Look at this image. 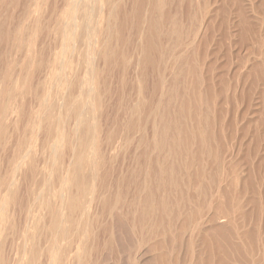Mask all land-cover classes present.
Listing matches in <instances>:
<instances>
[{
	"label": "bare ground",
	"instance_id": "6f19581e",
	"mask_svg": "<svg viewBox=\"0 0 264 264\" xmlns=\"http://www.w3.org/2000/svg\"><path fill=\"white\" fill-rule=\"evenodd\" d=\"M64 1L65 7L63 6L61 10L53 8L54 11L50 13L56 17V19L53 17L51 19L56 20V24H58L56 29L60 34L56 32L55 34L61 35L60 39L62 38L60 41L62 51L58 47L61 52L56 50L59 54L56 53L52 64V74H58L59 82L62 84L60 86H63L62 102L56 105L54 101L53 104L48 101V104L51 105H45L44 109L42 108V110L57 109L58 118L56 120H51L53 115L50 111L47 115L45 114V117L42 115L44 113H38L39 115L35 117L37 119L34 121L37 128L42 123L45 124L46 132L49 135L47 138H50L49 142L44 144H48L49 153L47 154L50 155L47 163L53 162L55 165H61L58 166L61 167L60 170L57 169L61 191L60 193L55 191L54 185L51 184L47 192L40 191L34 198L30 196L31 199L26 200L25 203L21 202L20 207L18 206L19 210L17 209L21 215L20 225L18 222L20 219L17 221V217L14 218L16 223L18 222L16 226H20L18 234L16 229V234L11 235L13 232L10 230L12 225L9 223V219H5L9 223L8 226L11 225L9 231L6 233L4 232L5 228L4 230H2L3 227L1 229L3 226V224L1 225L3 223L2 211L7 203V197L13 198L15 204L18 201L16 200L18 197H16V188L18 186L15 184L17 171L25 168L26 180H29L30 183L34 182V185L37 175H41L40 167L35 163V157L33 158L34 147L31 143L29 146L27 145L30 141L28 142V138H26L28 134L26 135L24 131L23 136L26 135L25 143L28 142L26 143L28 148H21L20 145L19 148L27 149L25 156L20 160L15 157L19 161L14 165L11 173L7 170L9 171L8 177L5 176L7 177L5 179L3 176L4 178L0 182V264H264V193L261 194L262 183H264L262 182L264 180L262 178L264 153L261 155V152L264 151V133L262 132L263 129L261 131L259 129L264 127V117L261 116L260 121L257 119L259 121L257 126L260 127H257L253 141L247 146L235 148L232 145L224 144L226 134L223 130H217L216 123L217 120L222 119L224 114V107H222L224 102L221 100L230 101V97L227 96L229 90L226 92L228 82L224 77L225 80L220 81L222 86L218 83L222 89L220 88V92H217V83H215L217 79L214 78L213 67L210 69V75H204L205 59L197 50L191 51V47H195L193 45L203 29V23L200 22L199 26L194 29L195 38L193 40L188 41L183 38L175 41L174 37L171 40L172 44L170 42L165 45L162 36L157 35V30L170 23L167 34L172 37L176 34L179 35L181 31L178 30V27L180 28L183 24L182 22L179 23V18L177 19L178 7H176V11L174 9L175 12L173 10L166 11L165 5L170 4L171 2H168L170 0H131V2L133 1L131 10L128 9L127 6L130 3L127 5L126 0ZM36 2L37 5L39 0ZM46 2L47 0L44 5ZM262 5L264 8V1ZM36 8L39 10L42 6ZM43 11L39 13L47 14L46 11V13ZM245 12L244 9L239 12V17L242 19L241 22L239 21L242 36L250 30V32H254L255 41L260 43L262 41L259 40L261 39L259 38L260 35L257 36L259 30L255 28L256 25L252 24L254 27L248 25V15ZM39 13L35 15L40 16ZM43 17L45 18V15ZM133 17L137 18L136 31L145 37V41L141 42L144 44L138 45L140 47L139 52H141L140 49L142 50V57L138 62L141 66L139 72L141 81L139 80L137 85L131 87L135 90L134 96L126 92V86L132 84L129 79V67L125 65L126 63L122 69L119 68L117 71L119 77L115 91L109 87V82L116 75L114 71L116 68L114 67L112 70L114 64L109 67L112 68V72L110 74L109 71L107 72L108 77H101L102 72L100 73V71L96 72L97 77H93L96 76V69L92 62H89L92 65L91 75L94 74L92 77H85L86 80H80L79 76L73 77L70 72L71 64L67 58V53H72L71 48L74 49L79 44H77L78 46L72 45V42L87 44L88 47L92 48L94 39L96 40L98 37L101 48L95 54L97 57H102L106 64L111 65L118 61L116 60L118 59V51L112 45L113 39L128 41L126 36L124 38V32L127 31V27H130L128 23ZM25 19H27L26 16ZM38 21L36 25L40 23ZM52 21H49L48 24L52 25ZM103 22L106 24L104 23V25ZM46 24L45 22L44 25L46 26ZM131 25L134 28V24ZM183 27L184 25H182ZM44 29L46 28H43L45 32ZM205 29L210 31L214 30L215 27L208 25ZM46 31L48 32V30ZM48 33L50 34V32ZM37 37L36 35L35 44L32 43L34 46H36ZM47 39L53 41L52 37ZM55 41L57 42L58 38ZM49 42L51 43V41ZM158 42H161L164 45L163 48L167 50L166 61H168L174 76L167 80L165 71L160 69L150 89L148 88L150 85L147 86L150 77L148 67H154L157 63L154 54L159 48L158 44L160 43ZM39 43L41 46L43 41ZM253 44L250 49L254 51ZM47 45L46 42V47ZM20 48L22 47L20 46ZM54 48L57 49V45ZM35 49L37 50L36 47ZM94 49L96 48L94 47ZM39 50L41 49L39 48L36 54L38 56L43 55V59H45L44 54L38 53ZM159 50L160 59L166 57L163 56L166 55L165 51L162 49L164 53L162 55V50ZM255 51L258 53L256 49ZM94 52L89 50L90 54H94ZM31 54L27 60L29 62L25 60L26 63H33L32 60L37 57ZM69 55L71 56L70 53ZM125 57L128 60L126 54ZM37 58L39 59V57ZM49 58L53 57L50 55ZM47 61L49 60L45 62ZM39 65L37 66L41 69L42 66ZM45 67L47 68V66ZM251 67L253 69L251 68V76L248 78H252L250 86L255 88L252 90L257 91V86L264 85V62L263 64L259 62ZM46 68L44 70L48 71ZM25 74V76H29L28 73L25 72ZM222 74L224 75V73ZM22 77L24 78V75ZM29 77L25 80H29ZM54 80L55 83L58 81L56 78ZM100 82L106 87L105 89L102 88L105 90L103 96L100 92L102 89L100 90L99 86L96 85H100ZM23 83L27 84L28 82ZM235 87L237 89V86ZM2 89L0 90V134L4 136V133L7 134L5 123L12 125L18 117V113L22 112V110L20 111L19 100L24 89H21L20 92L17 90L15 93L12 92L11 88V93L8 92L9 89L3 91ZM236 89L233 88L232 90L235 91ZM43 92L45 93V90ZM117 94H120L118 101ZM262 95L264 96V93ZM104 96L107 98L106 103H103ZM114 97L116 102L113 104ZM45 101L47 100L45 99ZM128 101H134V103L129 104ZM103 108H106V111ZM110 109L111 111H107ZM111 112L112 116L110 115ZM100 114L103 115V118L104 115L107 116H105L106 123L108 121L110 123L109 118H112V123L107 127L104 141H101L98 134L99 131H102L103 124L92 121L93 119L97 121ZM50 120L53 122L49 123ZM29 122L31 121L29 120ZM220 122L222 124L223 121ZM70 123L71 125L73 123V127H70L69 130L75 140L73 137H69L70 133L67 135L68 128L66 129V127ZM149 123H152L153 139L149 136ZM233 124L238 125L239 123ZM18 129L16 130L18 131ZM162 129L165 133L162 139H159L158 132ZM17 131H15L16 135ZM247 134L248 130L244 132L243 136L245 137ZM20 137L18 138L19 143L22 140ZM13 138L10 139L13 140ZM240 139L244 140L245 138ZM64 142L70 147L69 150H72L71 157H73L67 158L68 160H66V149L63 150ZM233 142L232 144H234ZM164 143L169 144L168 150L166 152L159 151L155 154L157 149H160V145ZM129 144H134L136 151L123 162L120 173L113 177L117 170L113 165L115 154ZM16 147L18 150V146ZM14 154L16 153L14 152ZM19 156L21 155L19 154ZM237 156L240 158L238 162ZM241 163L248 167L245 179L239 172ZM126 165L127 167H124ZM244 170L242 171L245 172ZM40 171L42 170L40 169ZM260 179H263L261 189L258 187ZM29 181L28 184L23 182L29 185ZM229 181L231 183L227 187L228 184L226 183ZM241 182L242 192H240L242 196H238L235 195V191L240 187ZM37 188L39 189V187ZM38 189L37 191H39ZM178 221L179 223H177ZM5 223L7 224V222ZM14 226L15 224L12 227ZM120 233L126 237L124 239L129 240V244L127 242L117 243ZM184 249L186 252L183 258Z\"/></svg>",
	"mask_w": 264,
	"mask_h": 264
},
{
	"label": "rangeland",
	"instance_id": "374dc122",
	"mask_svg": "<svg viewBox=\"0 0 264 264\" xmlns=\"http://www.w3.org/2000/svg\"><path fill=\"white\" fill-rule=\"evenodd\" d=\"M42 1H44V0H39L38 4L40 6H42V8L44 6V8H43V9H45L44 11L42 10V8H40V6L38 4H37L38 6L35 4V3H37L36 0H0V39H1L0 40V90L2 88H3L2 91L4 89L5 90L9 89V91L8 90L7 91L11 93V89H12V92L15 93V91H17V90H18V92H20L21 89L22 90L24 89V91H22V94L20 95V100H19V105L21 104L20 111L22 110V112H19L18 115H17L19 118L16 117L17 120L15 119V121H14V123H12V125L11 124L7 125V123H5V125H6L5 128H6V130L8 132L5 130V132L7 134L4 133V136L3 135L1 136V134H0V166H1L0 167V182L2 181V179L5 176L8 177L9 171L11 173L12 168L14 167V165H16V163L20 160V158L23 159V157L25 156L24 154H25V152L27 150L26 148H28L26 146V143H28L29 141L30 142L27 145L29 146L30 143H31L32 146L34 147V150H35L34 151V156H33V158L35 157L34 160H36L35 163L37 164L38 167H40V169L42 171L44 170L42 172L39 169V172L41 173V175L39 174V175H37L38 177L36 176L37 178H36L35 185H34V182L30 183L29 180H26L25 175H24L25 174V168L24 169L21 168L22 170L20 169L19 171H17V173H18V174H16L17 181H16L15 184H17L16 186L19 187V188L18 187L16 188V191H17L16 197L18 196L16 200H18L17 201L18 204L17 203L16 204L13 203V198L8 196L9 198L7 197V200H6L7 203H6V205H5V207H4L3 211H2V217H3L2 218V220H3L2 222L3 223H1V225L3 224V226H1V229H2V227H3L2 230H4V228H5L4 232L7 233L9 231L8 229L10 228V226L11 225L13 226L15 224L14 227L11 226L10 230L13 232V233H11V231H10L11 235L12 234L13 235L16 234V232H15L16 229H17V231H18V228L20 230V226L17 227L16 224L18 225V222H19V225H20V222H21V219H20L21 215L18 212L21 202L25 203L26 200L31 199V197L34 198L35 196L38 195V193L40 191L47 192L49 190V188L51 187V184L54 185V187L56 189L55 191H57L59 193L61 191V184H59L60 183L59 179H58V175L59 174H58V170H57V169L60 170L61 167H58L60 164H56L57 165L56 166L53 162H48L47 163V159L50 158L49 157L50 155L47 154V153H49V151L47 149L48 148V144L47 145H44V144L48 143L50 138L49 139L47 138L49 135L46 132L45 124L42 123L44 125L41 124L39 126L40 127V130H39V127L37 128L35 126L36 124L34 123V121H36L37 118H35V117H38V115H39L38 113L41 114V112L44 113L42 115H43V117H45V114L47 115L48 113H50V111H52L51 113H52L53 116H52L51 120H56L58 118L57 109L56 110L55 109L42 110V108L44 109L45 105L53 104V101H54V104L56 103V105H59L60 102H62V100H61V96H62L61 92H63V90H62L63 86H60L62 84H61V82H59L60 78H59L58 74H54V75L52 74L53 73L52 64L54 62V57H56V53L58 52L56 50H59L58 49V47H59L60 50L62 51L61 42H60V41H62V38L60 39L61 35L60 36L58 35L60 33H58V31L56 29V28H58V24H56V20H54V19H56V17H53L54 16L53 13L51 15H50V13L54 11L53 8H57V10H61V8H63V6L65 7V4H64L65 1L64 0H50V1L47 0L48 3L46 2V5H44L45 4L44 2L46 0L44 2H42ZM61 1H63V3H61ZM129 1L126 0V3H127V5L130 3L129 6H127V7H128V9L131 10L133 8V4H132L133 1L132 2H131V0H129ZM263 1L264 0H237V1L229 0V2H228V0H176L175 1L176 3H175L174 0H170L168 2H171V3L170 4L167 3V6L165 5L166 11L169 12V11L173 10V12H175L176 9H177L176 7H178V11L179 12H178L177 19L179 18L178 20H179L180 24H181V22L183 23L180 26L181 29L178 27V30L181 31V32H179V35L176 34L177 36L176 35L172 36V37L169 36L167 34V32H168L167 30H169V29H167V28H170L169 27L170 23L165 24V26L162 29L160 28V29L157 30V35L162 36L163 44L165 43V45H168L170 42H171L170 44H172L171 40H173L174 37H175L174 38L175 41L178 40V39L179 40L183 39V38L188 40V41L193 40L195 38V30L194 29H196L199 26L200 22L203 23V29L200 32L199 36L197 37L195 44L193 45V47L194 46L195 47L194 48L191 47V51L192 50H197L199 52V54L201 55V57L203 59H205V64H204V68H203L204 75H210V69L213 67V73L217 77L216 78L214 76V78L217 79V82L215 80V83H217L216 84L217 92H220V88L222 89V87H221L222 85L220 84V81L226 79V81L228 82V87L230 89L227 87L226 88V92L229 90V92H227L229 95L227 93L226 94H227L228 97H230V101L227 100V102H225L226 100L224 99L225 101H223V99L221 98L222 99L221 101L224 102V104L222 106V107H224L223 108L224 109V111H223L224 114L222 116V119L221 120H217V123H216L217 125H219V123H220L221 126L220 125L219 126L216 125V127L218 128L217 129L218 131L219 130L220 131L223 130L224 133L226 134L225 138H224L225 139L224 140V142H225L224 144H226L228 146L232 145L235 148H239V147L241 148V147H244V145L247 146V144H249V143H251V141H253L254 132L256 131L257 127H260L259 125L257 126V124H259L260 119H262V117H264L263 116L264 115V100H263L264 96L262 95L264 93V85H260V87L257 86L258 87L257 91H254L252 89H255V88H253L252 85L250 86V84H251L250 82L252 81V78H248L249 76H251L250 73L252 72L251 70L253 69V67H251V66L257 65L259 62H260V64H263V62H264V45H263L264 44L263 43L264 42L263 41L264 40V19H263L264 18V8H263V5H262ZM40 3H42L43 5L40 4ZM55 3H57L60 7L57 5L59 7L58 8ZM60 3H61L62 6L60 5ZM6 4H7V6H6ZM52 4H53V6H52ZM36 7H39L40 9L38 10ZM49 7H51V8H49ZM47 9H48V11H46ZM174 9H175V11H174ZM243 9L246 11L245 13L248 15L247 16V20L249 21L248 25L249 24L251 26H253V25L255 26L256 25L255 28H258L259 32L257 33V36H259V35L261 36V37L259 36V38H261L259 40L260 41L262 40L261 41L262 43L261 42L258 43V42L255 41L256 38H255V35H253L254 32H250V30H248V28H247V30L249 32L247 31L248 33H245V35H244L245 37L242 36L241 29H240V22H241L242 19L239 17V12L243 11ZM219 10H221V11H219ZM41 11H43V13L46 11L47 14H41L42 13ZM39 12H41V13H39ZM38 13L40 14V16L42 15L41 18H40L39 15L38 16L35 15V14H38ZM44 15H45V18L43 17ZM46 15H48V16H46ZM25 16H26L27 19H25ZM36 17H38L37 19L39 21L36 19ZM46 17H47V20H46ZM51 17L54 18V19L52 18L53 21H52ZM135 18L136 17H133L131 19V21L129 22L130 24L128 23V25L130 27H127L128 29H127V31H125L126 33L124 32V38L127 37L128 41L124 42V41H122V39H116V38L113 39V44L112 45H113V47L115 46V48H116L115 50L118 51V53H117V58L118 59H116V60H118L119 62L115 61L111 65L108 64V63L106 64L105 60L102 59V57H100V56L97 57L96 56L95 53L101 48V43L99 42L100 40L98 41V39H97L98 37L96 38L97 41L94 39V46H91L92 48L88 47L87 44H85L86 47H87L86 48L84 44H80V43H77V42L76 43L72 42V45L73 44H76V46H78L77 44H79V46L81 45L80 48H79V46L75 47L74 49L71 48V50L73 51L72 53L71 52L67 53L68 54L67 58L69 59V63L71 64L70 72L73 74V77L76 78V77L79 76L78 78L80 80L81 79L82 80H86L88 77H92L94 74L91 75V66H92V65H90L91 62H92V64L94 63V65H95V69H96L95 74H96V72L98 73L99 71H100V73L101 72L103 73V72L106 71L105 73H103L104 75L101 73V75H102L101 77H103V78L104 77H108L110 72H112L111 71L112 68H109V67H112V65L113 64L115 65V63L117 65V63H118V66H116V65L114 66L113 65V69H112V70H114V67L116 68L114 70L116 72V75L114 76V78H112L113 80H111V77L109 78L112 81L111 82L109 80L110 81L109 82L110 83L109 87H111L112 91H115L114 89L115 88L117 89L118 77H119L118 76L119 73H117V71L119 70V68L122 69L126 65L127 67H129V79L132 82V84H128L126 86V92H127V94H129L131 96H134L135 90L133 88H131V87L134 86V85H137V83H139L141 81V78L139 76V72H140L141 66L139 65L138 62L140 60V57H142V54H141L142 50L140 49L141 52H139V48H140L139 46H140V44L141 45L144 44V42L141 43L142 41H145L144 40L145 37H143L142 34H140V33H138L136 31L137 18H136V20H135ZM42 19L47 23L46 26L44 25L45 22ZM36 20L38 22H40V23H37V25L39 24L40 26L36 25V22H37ZM49 21L53 22V23L51 22L52 25L48 24V23H50ZM34 22H35V24H34ZM131 22L134 24V28H133V25H131L132 24ZM197 22H198V24H197ZM30 23H32L34 26L36 25L35 26L36 28ZM104 23L106 24V22H103V24ZM21 24H23V25L26 24L27 26L26 25L25 26H23V25L21 26ZM53 24H54V26H53ZM48 25L51 26V27L49 28ZM182 25H184L183 28H182ZM208 25H213L215 27V29L214 30H210V31L206 30L205 28ZM22 27H24V28H22ZM33 27H34V29H33ZM39 27L42 30L38 29ZM54 27H55V29H54ZM131 27H132V29H131ZM43 28H46V29H44L45 32L43 31ZM46 30H48V32H50V34ZM128 30H129V32L131 31L130 32L131 34L128 32ZM55 32L58 33V34L56 35ZM161 32H163V33H161ZM228 32H229V34H228ZM46 33L49 34V36H47ZM41 34H42V36H41ZM43 34H44V36H43ZM54 34L56 35L55 37H54ZM135 34L136 35L138 34V35L136 36ZM36 35L38 36L37 40L39 42L43 41V43H41L42 47L39 46L40 43L39 42L37 43V40H36V46H34V44H35L34 41H35ZM50 35H52V36H50ZM252 35H253V37H252ZM14 36H16V37L14 38ZM29 36H31V37H29ZM32 37L34 38V40H33ZM48 37H50V38L52 37L53 41L50 40V39H47ZM40 38L42 39V41H41ZM57 38H58V41L56 42L55 40ZM28 40H30V41H28ZM45 40H49V41H51V43L49 41H45ZM164 40H166V41H164ZM23 42H24V45H23ZM46 42L48 44L47 47H46ZM58 42H60V43H58ZM32 43H34V44H32ZM158 43L161 44V42H158ZM44 44H45L46 48L43 47ZM58 44H59V46H58ZM160 44H158V47L161 48L160 50L163 49L165 51L166 55H163L164 54L163 50L161 52H162V55L166 56V57H164L163 59H160L161 56H158V55L161 54V53L158 52L159 48L157 49V53L155 52L154 56L155 55L156 56L154 58H155L157 63H156V65L154 67H152V66L148 67V72L150 73V77H149V79L147 81V86L150 85L148 87L150 89L152 88L153 80L157 77V72H159L160 69L165 71V73H166V75L168 77L167 80H170V78H173V76H174V74H172L173 71H171V68H169L168 61H166L167 60V53H166L167 50H166V48H163L164 45L161 44L162 45L161 46ZM252 44H253V48L255 47V49L258 51V53L255 51V49H254L255 52L250 49V48H252V46H251ZM53 45H54V47H56V45H57V49L54 48ZM20 46L22 48H20ZM27 46H29V47H27ZM258 46H259V48H258ZM35 47L37 48V50L40 48L41 50H43V52L45 51L44 53L41 52V50L38 51V53L44 54V58L45 59H43V55L39 54L40 56H38V54H36L37 50L35 49ZM51 47H53V48L50 49ZM94 47L97 50L94 49ZM82 48H84V49H82ZM118 48H120V49H118ZM260 48H262V49H260ZM88 49L90 51L92 50L93 52H94V50H96L94 52L95 55L94 54H90ZM74 50H75V52H74ZM48 52H50V53H48ZM69 53L71 54V56L69 55ZM124 53L126 54L128 60H126V57H125ZM255 53H257V54L255 55ZM30 54L32 56L34 54V57L37 56V57H39V59L37 57L36 58L33 57L34 58V60H32L33 63H26L25 60L26 61L28 60V58L30 57L29 56ZM45 54H46V56H45ZM57 54H59V52ZM118 54H119V56H118ZM120 54H121V57H120ZM122 54H124V56H122ZM50 55L53 58H49ZM254 55H255V57H252ZM46 57H48L49 59L46 58ZM41 59H43V60H41ZM46 60H49L47 62L48 63L51 62V63L48 64L47 62H45ZM50 60H52V61H50ZM159 60H161V61H159ZM27 62H29V61H27ZM37 63H39V64L41 63L42 65L41 64L39 65ZM254 63H257V64H254ZM37 65L42 66L41 69ZM50 65H51V67H50ZM45 66H47V68ZM45 68L48 69V71L44 70ZM108 68H109V70H108ZM23 69H25L26 71L23 70ZM49 70H51V71H49ZM71 70H73V71H71ZM24 71L26 73H28V75L31 78L29 76H25L26 74H25ZM29 73H31V74H29ZM49 73H51V75H49ZM71 73H69V74H71ZM222 73H224V75ZM241 73H243V74H241ZM22 75H24V78L22 77ZM83 76H84V78H83ZM97 76H98V74H96V76L94 75L93 77H97ZM28 77H29V80H25V78H28ZM53 77L56 78V80L58 79V81L56 83L54 82L55 80H54ZM85 77H87V78L85 79ZM224 77H226V78L224 79ZM7 78H9L10 80L7 79ZM22 79H23V81H21ZM218 79H220V80H218ZM24 80L26 81V83L27 82L28 83L27 84L23 83V82H25ZM238 82H239V84H238ZM218 83H219V85H221L220 87H219ZM58 85L61 87L60 88L61 90L59 89ZM96 85L99 86L100 90L102 88H104V89L106 88L105 85L103 86V83H101V82H100V85L99 84H96ZM111 85H113V86H111ZM9 86H10L11 89L7 88ZM100 86H101V88H100ZM235 86H237V89H236ZM15 87L18 88V89H16ZM49 88H50V90H49ZM233 88L236 89V90L235 91L232 90ZM104 89H102L100 91L102 93V96L104 95V91H105ZM44 90H45V93L43 92ZM250 90H252V91H250ZM7 91H6V95L8 96L9 94H7L8 93ZM24 93H26V95L23 96ZM42 96H44L46 98H44ZM47 97H50V98L48 99ZM23 98H24V100H23ZM103 98H104L103 99V103H106L105 100L107 98H105V96ZM45 99L47 101H45ZM115 99L116 98L114 97V99L112 100L113 104L116 102ZM119 99H120V94H117V101ZM9 101H7V102H9ZM48 101H50L51 104H48ZM221 101H219V102L222 103ZM0 102H1V98H0ZM128 103L132 104V103H134V101H131V102L128 101ZM10 105L12 106V104H10ZM104 111H106V108L104 109ZM107 111H111V109L107 110ZM34 112H35V114H34ZM215 113H216V109H215ZM262 113H263V115H262ZM30 114H33L34 116L33 115L31 116ZM110 115L112 116V112H111ZM21 116H22V118H21ZM99 116H101V117H99ZM105 116L106 115H104V118H105ZM101 118H103L102 114L98 115V120L97 121L94 120V119L92 121L94 123H96V122H98L99 124L101 123V125L103 124L102 125L103 129H102V131H99L98 134H99V137H100L101 141H104L105 136H106L107 127L110 126V124L112 123V118H109V120H111L110 123H109V121H108V123H106V118L105 119L104 118L101 119ZM18 119H20V120L18 121ZM29 120L31 122H29ZM51 120L48 121V122L49 123L53 122ZM16 121H17L18 124L16 123ZM220 121H223L224 123L222 122V124H221ZM253 121H255V122H253ZM73 123H72V125H73ZM233 123H236V124L239 123V124L235 125ZM252 123H253V125H252ZM254 123H255V125H254ZM16 124H17V126H16ZM151 124L152 123H149V136H150L151 139H153V130H152ZM231 124H233V125H231ZM72 125L70 123L68 125V127H66V129L68 128L67 129L68 130L67 131L68 132L67 135H69V133H70L69 129H70V127L71 128L73 127ZM250 125H251V127H249ZM43 126H44V129H43ZM253 126H254V128H252ZM13 128L14 129L15 128L16 129L19 128L18 129L19 132L16 129L14 130ZM243 128H245V129H243ZM246 129L248 130V134L244 137L243 134H244L245 131H247ZM259 129H260V131L263 129L262 132L264 133V127H260ZM241 130H243V132H241ZM15 131H17V135H16ZM24 131H25L26 135L28 134L27 137H26V135L23 136V134H25ZM164 133H165L164 129H162V130H160L158 132L159 139H162ZM232 133L234 135H231ZM235 133H236V135H235ZM12 134H13V136H12ZM15 136H16V139H15ZM20 136H22V137H20ZM229 136H230V138H229ZM241 136H243V137H241ZM19 137L22 138V140H20V143H19V140H18ZM25 137L28 138L27 139L28 142H26V143H25V141H26ZM69 137H73V140H75V137L71 133H70ZM7 138L9 139V142H8ZM10 138H13V140L10 139ZM33 138H35L36 140L33 139ZM240 138H245V139L241 140ZM10 140H12V141L10 142ZM21 141H23V142H21ZM15 142H16V144H15ZM232 142L234 144H232ZM7 143H9V144H7ZM17 143H19V144H17ZM34 144H35V146H34ZM242 144H243V146H242ZM19 145H20L21 148H23V147H26V148H24V150H23V149L19 148ZM130 145L131 144H129L127 147L121 149V151H119V152H117L115 154V161H114L113 165L118 171L116 170V173H115V175L113 177H116L117 174L120 173V169L122 168L123 162L126 161L128 159V157L130 155H132L136 151V146L134 144L131 145V146ZM16 146H18V150H17ZM63 146H64L63 150L66 149L65 150L66 154H67L66 155V160H68L67 158H69V159L72 158L73 157V156L71 157L72 150L71 149L69 150L70 147L67 146L66 142L63 143ZM168 147H170V146L167 143L161 144L160 145V149H157L155 154H157L159 151L166 152L168 150ZM15 150H17V151H15ZM19 150H21V151H19ZM137 151L140 152V150H137ZM14 152L16 154H14ZM262 153H264V151L261 152V155H262ZM19 154L21 156H19ZM15 157H17L19 160L17 158H15ZM12 159H14V160H12ZM14 161H15V164L13 163ZM238 161H240L239 156H237V162ZM51 165H53V166H51ZM127 165L124 166V167H127ZM242 165H245V164H243V163L240 164L239 172L241 173L242 178L244 177L243 179H245V177L247 176L248 167L246 165H245L246 167L242 166ZM241 166H242V168H241ZM7 170H9V171H7ZM242 170H244L245 172H243ZM7 177H5V179ZM23 177H24V179H23ZM262 178L264 179V171L262 173ZM47 179L49 180V182H48ZM263 179H260V181H259L260 182L258 184L259 189H261V186H262L261 183L264 182ZM23 181L25 183H27V184H28V181H29V185L25 184ZM230 183H231L230 181H229V183H226V184H228L227 187L230 185ZM241 184H242V182L239 184L240 187L238 186L239 187L238 189H240V190L237 189L239 191L240 195H239L237 190L235 191V195L242 196L241 195V192H242L241 191L242 190L241 189L242 188ZM262 184H263V186H262L261 194L264 193V183H262ZM37 187H39V189ZM37 189L39 191H37ZM6 207H8V208H6ZM15 213H17L16 215H18L19 217L14 215ZM16 217H17V219H16L17 221L20 219L17 223H16V220L14 219ZM5 219H7V220L9 219L8 221H9V223L11 225L8 226L9 223ZM11 220L13 221V223H12ZM4 221L7 222V224ZM177 223H179V221ZM222 223H224V222H222ZM4 226H6V227H4ZM18 233H19V231L17 232V234ZM121 233L118 235L119 236V240H118L117 243L119 244L120 242H122V243L127 242V244H129V240L124 239L126 237L122 236ZM263 235H264V231H263ZM186 238H188V235H186ZM185 252H186V250L184 249L183 252H182V257L183 258L185 257Z\"/></svg>",
	"mask_w": 264,
	"mask_h": 264
}]
</instances>
